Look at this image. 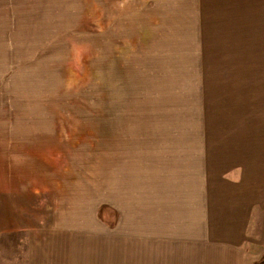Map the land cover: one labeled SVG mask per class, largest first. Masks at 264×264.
Segmentation results:
<instances>
[{"label":"rangeland","instance_id":"obj_1","mask_svg":"<svg viewBox=\"0 0 264 264\" xmlns=\"http://www.w3.org/2000/svg\"><path fill=\"white\" fill-rule=\"evenodd\" d=\"M188 140L264 185V0H0V264L145 260L109 203Z\"/></svg>","mask_w":264,"mask_h":264},{"label":"crops","instance_id":"obj_2","mask_svg":"<svg viewBox=\"0 0 264 264\" xmlns=\"http://www.w3.org/2000/svg\"><path fill=\"white\" fill-rule=\"evenodd\" d=\"M189 141L170 145L162 155L171 174L141 162L145 169L131 203H109L108 229L121 226L110 211L116 217L123 210L124 234L117 241L145 257L125 264H255L244 232L251 221L262 224L264 185L242 184L237 173L219 175L213 184L200 165L207 152L197 153Z\"/></svg>","mask_w":264,"mask_h":264}]
</instances>
